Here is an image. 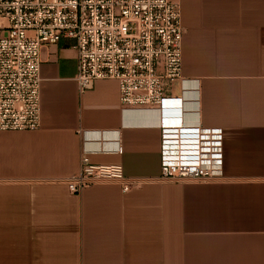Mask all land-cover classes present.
I'll list each match as a JSON object with an SVG mask.
<instances>
[{"label":"crops","instance_id":"1","mask_svg":"<svg viewBox=\"0 0 264 264\" xmlns=\"http://www.w3.org/2000/svg\"><path fill=\"white\" fill-rule=\"evenodd\" d=\"M175 1L185 121L223 130L222 175L162 180L158 114L115 79L81 92L73 42L45 46L41 128L0 130V264H264V0ZM84 155L141 184L71 192Z\"/></svg>","mask_w":264,"mask_h":264},{"label":"built area","instance_id":"2","mask_svg":"<svg viewBox=\"0 0 264 264\" xmlns=\"http://www.w3.org/2000/svg\"><path fill=\"white\" fill-rule=\"evenodd\" d=\"M182 37L175 0H0V130L41 128L42 50L68 39L81 92L115 79L123 110L158 114L162 180L220 177L223 130L185 121ZM105 182L120 183L124 192L141 184L122 165H95L87 155L65 180L77 194Z\"/></svg>","mask_w":264,"mask_h":264},{"label":"bare ground","instance_id":"3","mask_svg":"<svg viewBox=\"0 0 264 264\" xmlns=\"http://www.w3.org/2000/svg\"><path fill=\"white\" fill-rule=\"evenodd\" d=\"M186 104V103H185Z\"/></svg>","mask_w":264,"mask_h":264}]
</instances>
